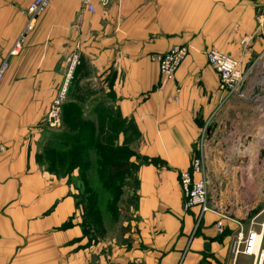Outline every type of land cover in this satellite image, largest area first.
I'll return each mask as SVG.
<instances>
[{
  "label": "crops",
  "instance_id": "0c3cea01",
  "mask_svg": "<svg viewBox=\"0 0 264 264\" xmlns=\"http://www.w3.org/2000/svg\"><path fill=\"white\" fill-rule=\"evenodd\" d=\"M30 1L0 0V66L6 63L0 264H260L232 249L236 221L245 229L252 220L258 230L264 225V114L256 74L246 97L221 106L219 76L206 51L217 49L249 69L264 50V0H90L93 12L81 0H54L13 52L27 24L20 11ZM8 21L19 30L9 41ZM246 36L251 40L243 46ZM181 44L188 55L175 79L162 84L152 57ZM73 55L78 62L68 77ZM63 88L68 120L49 137L45 107ZM105 116L114 124L106 130L112 147L132 151L120 195L129 217L119 204L114 208L129 239L119 252L82 227L80 197L101 194L85 181L105 180L93 150L87 146L88 169L51 167L46 154L61 148L62 133H83L85 145L92 123L98 127ZM195 155H203L212 205L228 216L222 233L216 212L197 225L199 207H184L180 174Z\"/></svg>",
  "mask_w": 264,
  "mask_h": 264
},
{
  "label": "built area",
  "instance_id": "2783aa9c",
  "mask_svg": "<svg viewBox=\"0 0 264 264\" xmlns=\"http://www.w3.org/2000/svg\"><path fill=\"white\" fill-rule=\"evenodd\" d=\"M53 1L54 0H31L29 2L28 6L22 11V13L27 17V24L20 33L15 43V50H13V52H18L20 50L28 33L34 29L37 18L46 11ZM81 1L85 8L92 12L95 11V8L90 3V0ZM259 21L264 32V9L261 13ZM250 40L251 37H244L241 40V45H247ZM188 52L189 46L187 44H181L173 45L168 51L153 55V60L156 61L159 66L162 84L175 79L177 69L188 55ZM206 57L208 63L214 68L219 76L221 106L225 105V103L234 96L238 95L242 98L246 97L247 86L252 84L251 80L254 74H256L257 80L256 82H253L254 86H257L255 95L260 96L258 100L261 104L262 113L264 114V50L257 56L252 66L247 70H243L241 68L240 60L214 48L206 51ZM77 62V55H73L69 58L70 66L68 77L72 74L74 66ZM5 68L6 63H3L0 67V85L3 81ZM65 95L66 88H63L60 94L52 102L46 118V124L56 130L61 128L62 103L65 99ZM205 135L206 129L202 132L201 142H203ZM5 151V145L0 142V152ZM197 174L200 175L198 179L195 178V175ZM180 182L185 199V209L189 210L193 207H199L197 225L201 222L202 217L206 212H216L220 216L219 220L216 222V227L219 233H222L224 231L223 220L228 218V216L223 212L218 211L211 203L209 181L205 174V162L203 155L193 156L191 169L181 172ZM236 222L239 224L240 228L234 238L232 247L233 252L236 254L253 256L256 263L259 262L262 264L264 262V225L262 230H258L257 222L252 220L249 227L245 229L241 222Z\"/></svg>",
  "mask_w": 264,
  "mask_h": 264
},
{
  "label": "trees",
  "instance_id": "16d2710c",
  "mask_svg": "<svg viewBox=\"0 0 264 264\" xmlns=\"http://www.w3.org/2000/svg\"><path fill=\"white\" fill-rule=\"evenodd\" d=\"M107 114V113H106ZM107 116L104 117V120ZM68 120V104L65 109V122ZM114 127L104 122H101L97 127L92 123L90 133L85 135L87 143L84 145V134H60L61 148H50L47 150V158L51 164V167L61 168L66 167L71 169L76 166H81L83 169H88L91 163H84L85 153L88 151L87 146L92 150H95L97 154V163L105 170V180L103 185L106 189H111L118 181H122L125 176L131 171L132 164L129 162V158L132 155V151L129 148H114L112 147V136L107 133V128ZM87 178V173H84ZM102 178L103 175H102ZM86 186H89L88 180L85 181ZM90 189L91 188H87ZM96 195L91 196V202L96 206ZM97 208V207H96ZM100 214V211H98Z\"/></svg>",
  "mask_w": 264,
  "mask_h": 264
},
{
  "label": "rangeland",
  "instance_id": "374dc122",
  "mask_svg": "<svg viewBox=\"0 0 264 264\" xmlns=\"http://www.w3.org/2000/svg\"><path fill=\"white\" fill-rule=\"evenodd\" d=\"M20 15H22L25 18V23H27V17L25 15H23V13L21 11H20ZM13 24H14V21H13V23L10 21L7 22V41L13 39V37L10 36V34L12 32L19 34V32H18L19 30L17 31V27L15 28V26ZM36 24L37 23L35 22V25H34L35 27H36ZM60 92H61V90H60ZM60 92H59V94H60ZM66 97H67V95H65V99L63 100V103H62V116H61V122L62 123H61L60 129H62L65 126L64 125V123H65V109H66L67 103H68ZM54 100L52 99L51 102H48V105H46L45 110H47L49 112L51 104ZM34 103L36 105L38 104L37 107H39L40 105H44V103L42 101H38V100L34 101ZM98 106H100V105H98L97 102L93 103V107H98ZM47 115H48V113H47ZM46 118H47V116H46ZM45 123H46V120H45ZM47 128L49 130L47 133H48V136L50 137L51 136V133H50L51 130L56 131V129L51 128L48 125H47ZM92 153L95 154V159L97 160V154L95 153V150H93ZM91 158L95 161L94 156ZM62 168H64V167H62ZM88 176L90 177L89 174H88ZM88 182H89V186L88 187L86 186L87 188H91L92 190L97 188L98 189L97 191L100 192L101 194H100V196L96 197V206L94 205L95 204V198L93 199L94 204H92L93 201L91 202V198L80 197L81 204H82L83 211H84L83 214L81 215L83 217L82 227H83L85 233L88 234L91 232V234H92L91 238L94 241H96V243H99L100 239L101 240L105 239L104 241L108 247L109 252L122 251L123 248L128 247L129 239H126L125 237H123V233H124L125 228L122 227V221L120 220L119 212L116 211L114 208L116 207L117 204H119L120 206H122V209H123L122 215L124 216V219L129 217V214L127 213V211L124 210V208L126 207L123 205V203L125 201L124 198H123V202L122 201L120 202V199H121L120 195H121V188H122L121 184H123V186H124V183H123V181L120 180L111 189H103V187L105 185L103 186L102 180H99V179H97V181L88 180ZM101 184H102V187H100ZM82 187L84 188L83 184H82ZM101 188H102V191H100ZM98 211H100V214H98ZM104 235H106V237ZM92 239H90V240H92Z\"/></svg>",
  "mask_w": 264,
  "mask_h": 264
}]
</instances>
